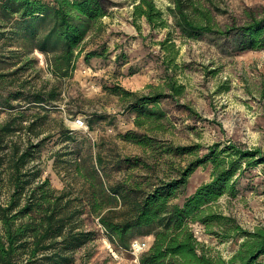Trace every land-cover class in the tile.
Returning a JSON list of instances; mask_svg holds the SVG:
<instances>
[{
  "label": "trees",
  "instance_id": "16d2710c",
  "mask_svg": "<svg viewBox=\"0 0 264 264\" xmlns=\"http://www.w3.org/2000/svg\"><path fill=\"white\" fill-rule=\"evenodd\" d=\"M126 1L133 7L134 20L144 19L152 29H175L186 38L228 34L237 42L238 51L264 48V18H252L243 26L222 32L213 11L195 0H169L166 12L155 0ZM167 13L172 24L165 17ZM106 16L107 0H0V51L14 48L9 50V58L42 54L56 81L26 91V86L16 84V76L30 63L25 61L7 73L0 70V111L14 110L17 106L13 101L18 100L44 109L56 102L81 56L87 64L93 58L105 57V44L91 49L87 44L103 31ZM6 58L0 53V69ZM168 86L172 97L182 94V86L171 77ZM105 89L123 99L131 98L128 109L136 114L134 121L140 129L160 125L166 117L160 107L165 95L160 91L139 95L119 86ZM93 117L95 122L106 118L102 114ZM16 122L9 118L0 124V150L6 138L19 129ZM87 124L92 129V121ZM61 134L73 145L74 156L63 159L58 153L53 165L57 171L59 166L67 172L73 169L75 176L60 190L40 170L33 174L37 184L31 186L33 176L28 179L22 169L31 147L12 148L9 198L0 201V264H74L76 252L95 238V232L88 229L89 217L98 221L116 250H130L134 240L151 237L149 247L139 256L140 264H264V225L247 230L217 209L222 197L238 196L240 181L249 171L258 168L264 183L263 149L238 142L167 147V154L180 156L183 162L150 183L138 181L142 170L151 167L141 157L108 154L106 145L76 140L66 126ZM122 140L143 151L157 147V140L146 133L128 131ZM205 165L211 168L210 180L188 193L190 177ZM131 170H139V175L114 176ZM194 224L202 225L220 242L237 241L238 248L229 259L213 254L196 238Z\"/></svg>",
  "mask_w": 264,
  "mask_h": 264
},
{
  "label": "rangeland",
  "instance_id": "374dc122",
  "mask_svg": "<svg viewBox=\"0 0 264 264\" xmlns=\"http://www.w3.org/2000/svg\"><path fill=\"white\" fill-rule=\"evenodd\" d=\"M107 1L108 16L102 20L103 31L87 44V49L105 44V57L93 58L87 64L81 56L72 78L63 84L62 95L56 102L46 104V109L18 100L13 101L17 106L14 110L0 111V124L12 118L19 127L6 138L0 150L1 202L9 198L13 147H31L30 156L22 164L28 179L40 170L43 177L49 176L52 186L60 190L74 178L73 169L67 172L59 166L57 171L53 165L58 153L63 159L74 156L73 145L64 141L61 134L63 126L73 130L76 140L103 143L108 154L141 157L151 167L142 170L138 181L150 183L183 162L180 156L167 154V147L194 144L208 147L217 142L222 145L238 142L264 150V48L238 51L237 42L228 34L186 38L175 29H152L144 19L134 20L133 7L126 0ZM195 1L213 11L215 23L222 32L243 26L252 18H264V0ZM155 2L166 12L169 0ZM165 17L172 24L168 13ZM9 50L14 48L0 51L7 57L0 70L7 73L19 69L25 61L30 63L16 76V84L26 86L24 90L34 91L47 81L49 85L56 82L42 54L35 52L27 57L9 58ZM170 77L182 86L181 95L172 97L168 86ZM8 83L7 90L10 89ZM113 86L139 95L162 92L165 96L160 107L166 117L160 125L154 123L146 130L140 129L134 121L136 114L128 109L131 98L123 99L105 89ZM94 114L106 118L95 122ZM78 119L84 121V127L78 126ZM88 121H92V129ZM128 131L146 133L156 139V149L143 151L123 141L122 136ZM66 152L69 156H62ZM126 173L136 176L139 170L114 176L123 179L129 176ZM210 173L209 165L199 167L190 177L188 193L209 181ZM262 179L258 168L249 171L240 181L238 196L222 197L217 209L247 230L264 225ZM31 182V186L37 184L34 176ZM87 224L88 229L95 232V238L76 252L74 264H140L139 257L129 250H116L112 246L96 219L89 217ZM198 225L203 229L198 241L213 254L229 259L238 248L237 241L220 242ZM147 239L149 243L152 240Z\"/></svg>",
  "mask_w": 264,
  "mask_h": 264
},
{
  "label": "built area",
  "instance_id": "2783aa9c",
  "mask_svg": "<svg viewBox=\"0 0 264 264\" xmlns=\"http://www.w3.org/2000/svg\"><path fill=\"white\" fill-rule=\"evenodd\" d=\"M78 126L84 127V121L81 119H78L77 122ZM193 232L196 236V238L199 240L201 234L203 233V229L198 224L192 225ZM149 247V240L147 238L144 239H136L132 242L130 252L138 258L141 253H143L147 248Z\"/></svg>",
  "mask_w": 264,
  "mask_h": 264
}]
</instances>
